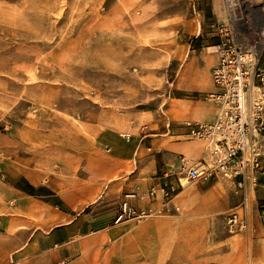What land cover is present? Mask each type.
<instances>
[{"label": "rangeland", "instance_id": "obj_1", "mask_svg": "<svg viewBox=\"0 0 264 264\" xmlns=\"http://www.w3.org/2000/svg\"><path fill=\"white\" fill-rule=\"evenodd\" d=\"M195 2L0 0V222L13 216L18 174L72 172L86 154L126 153L129 142L153 141L147 146L155 150L161 139L186 129L183 123L201 122L186 116L179 101L201 102L197 111L203 112L214 91V29L201 23L200 31L193 20L194 32L185 31ZM232 207L202 214V225L163 233L151 223L189 216L179 209L132 220L121 239L144 254L136 240L151 232L154 264H212L214 240L239 233L229 225ZM113 208L105 204L100 212Z\"/></svg>", "mask_w": 264, "mask_h": 264}, {"label": "crops", "instance_id": "obj_2", "mask_svg": "<svg viewBox=\"0 0 264 264\" xmlns=\"http://www.w3.org/2000/svg\"><path fill=\"white\" fill-rule=\"evenodd\" d=\"M195 1L193 16L184 20L187 33L195 30L190 28L193 20L199 23L200 31L202 25L213 28L223 20L221 0ZM248 1L264 11V0ZM206 16L208 23L204 24ZM259 67L264 71V52ZM179 101L186 116L196 121L212 120L216 114L217 107L210 101L204 102L203 112L197 111L201 102ZM187 130L166 134L168 139H161L155 150L147 146L153 141L129 142L127 152L118 155L96 150L86 154L81 166L72 172L57 171L47 178L33 171L18 174L13 184L17 199L9 209L13 216L0 222L7 235L0 239V264H10V255L12 264H154L151 232L136 240L145 247L142 254L141 248L126 245L121 239L122 232L133 226L132 220L117 225L111 221L127 195L135 196L128 201L138 211L158 210L162 204L160 189L177 180L182 187L171 201L170 212L182 209L189 217L167 216L151 223L161 233L184 230L190 224L202 225L207 219L201 218L202 214L223 213L233 205L237 209L239 199L232 196L230 184L223 179L182 183L185 179L178 172L180 157L198 161L204 155V144L190 140ZM171 174L176 175L168 177ZM28 187L36 190L37 196H31ZM151 188L156 191L155 200L147 198ZM105 204L115 207V212L101 213ZM245 216L246 231L214 240L212 264H264V175L259 177ZM162 242L157 251L161 255ZM168 260L155 264H166Z\"/></svg>", "mask_w": 264, "mask_h": 264}, {"label": "built area", "instance_id": "obj_3", "mask_svg": "<svg viewBox=\"0 0 264 264\" xmlns=\"http://www.w3.org/2000/svg\"><path fill=\"white\" fill-rule=\"evenodd\" d=\"M221 5L223 20L213 27L217 37L214 91L205 96L216 105V114L209 121L183 123L188 137L204 144V155L198 161L180 157L178 172L190 182L227 181L239 196V205L229 217L230 228L246 231L245 212L259 177L264 175V71L259 67L264 52V11L248 0H221ZM180 187L177 180L160 189L162 204L158 210L138 211L128 201L135 196H125L113 224L169 213ZM147 198L156 199L154 188Z\"/></svg>", "mask_w": 264, "mask_h": 264}, {"label": "trees", "instance_id": "obj_4", "mask_svg": "<svg viewBox=\"0 0 264 264\" xmlns=\"http://www.w3.org/2000/svg\"><path fill=\"white\" fill-rule=\"evenodd\" d=\"M28 190H29L31 196H37V195L35 194V193H36V190H34V189L31 188V187H28Z\"/></svg>", "mask_w": 264, "mask_h": 264}]
</instances>
